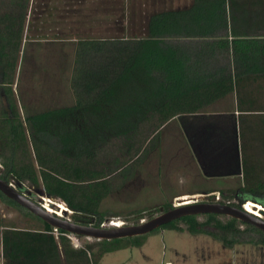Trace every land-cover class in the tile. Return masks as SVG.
<instances>
[{"label":"trees","instance_id":"1","mask_svg":"<svg viewBox=\"0 0 264 264\" xmlns=\"http://www.w3.org/2000/svg\"><path fill=\"white\" fill-rule=\"evenodd\" d=\"M26 15L12 16L13 24ZM13 28L2 33L1 62L9 55ZM11 77L3 76V85L10 87ZM71 88L73 105L24 120L11 96L0 108V177L21 193L41 191L64 202L75 223L101 227L114 178L141 161L166 125L198 115L233 121L236 111L244 187L221 191L218 203L241 208L231 201L248 200L264 206V0H193L184 8L152 13L142 36L80 40ZM222 124L206 126L209 151L216 146L220 151L235 138L233 123L226 122L233 129ZM0 197L42 224L2 225L4 264H100L105 254L140 248L147 240H102L76 249L68 233L1 192ZM173 208L168 204L164 211ZM204 217L187 216L161 229L183 232L185 224L188 233L207 235L227 248L264 247V232L254 226L216 214Z\"/></svg>","mask_w":264,"mask_h":264},{"label":"rangeland","instance_id":"2","mask_svg":"<svg viewBox=\"0 0 264 264\" xmlns=\"http://www.w3.org/2000/svg\"><path fill=\"white\" fill-rule=\"evenodd\" d=\"M192 1L35 0L32 27H28L26 16L22 23L17 22L10 29L13 37L9 39V55L4 62L0 58V108L6 106L8 96H11L24 120L28 115L73 105L75 98L71 80L78 41L142 36L146 20L152 13L184 8ZM21 27L22 30L19 29ZM5 30H0V49L5 41L2 35ZM18 42L19 47L16 46ZM6 62H11L10 66ZM5 75L12 76L10 87L1 82ZM4 88L10 91L6 93ZM224 106L222 104L221 107ZM195 118L185 116L166 125L154 141V147L147 149L141 161L114 178L113 192L103 202V210L108 216L102 225L109 226L115 221L137 225L165 213L166 205L176 206L179 203L178 199H173V194L181 192L182 188L176 176L180 170L191 168L188 164L191 153L187 147L183 148L178 137L182 131L196 130V125L200 124L195 122ZM2 169L0 161V173ZM191 171L190 181L196 182L194 169ZM29 190L25 194L37 203L42 202L40 197H46L41 191ZM200 199L208 202L203 195ZM231 202L243 203L239 200ZM65 217L74 222L71 213ZM198 217L200 221L205 220L204 215ZM2 225L42 227L41 222L28 212L6 203L0 197V259ZM180 226L183 232L158 229L144 235L147 240L142 247L105 254L100 264H264L263 246L244 243L227 248L207 235L188 233L185 224ZM70 236L76 239L71 241L74 248L80 246V249L97 242L95 239Z\"/></svg>","mask_w":264,"mask_h":264},{"label":"crops","instance_id":"3","mask_svg":"<svg viewBox=\"0 0 264 264\" xmlns=\"http://www.w3.org/2000/svg\"><path fill=\"white\" fill-rule=\"evenodd\" d=\"M24 1L0 0V29L15 27L16 25L13 24L12 16L14 17L17 13L23 11L27 13L26 21L28 22V27H32L33 21L31 18L34 12L35 0ZM79 3H82V1ZM234 114L235 118L233 121L226 120V118L209 119L203 115H198L195 118V122H198L200 125H196V130H186L179 134L178 140L183 143V148L187 147V150H190L191 154L188 159V164L191 168L189 170L187 169V171L186 169L180 170V173L176 176V180L182 185V188L181 192L173 194V199L177 200L184 196L194 197L211 193L220 194L221 191H238L244 187L242 143L238 121L239 112L235 111ZM179 118L182 117L173 119V123L178 121ZM211 121L214 123L224 122L221 126L223 129H233L226 122L233 123L236 128V135L232 143L228 146L224 144V148L220 151L217 150V146L213 147L214 149L212 151H209V143L207 141L208 133L205 129ZM193 137L195 138L193 139ZM216 143L219 145L220 142ZM191 169H194L193 173L195 174L193 178H195L196 182L190 181L192 180ZM189 181L191 183L187 184ZM0 264H4L3 245Z\"/></svg>","mask_w":264,"mask_h":264},{"label":"water","instance_id":"4","mask_svg":"<svg viewBox=\"0 0 264 264\" xmlns=\"http://www.w3.org/2000/svg\"><path fill=\"white\" fill-rule=\"evenodd\" d=\"M0 192L3 193L9 199L16 202L21 207L31 212L36 217L40 218L41 220L55 228L56 231L62 230L70 235L86 237L90 239H95L97 241H110L115 239L144 236L158 229H161L163 226H166L174 221L180 220L181 218L187 216H202L208 214H216L229 218H234L245 224L254 226L255 228L264 232V218L258 217L245 210L244 205L248 202V200L244 201L241 204V208L229 204H221L218 202H198L190 204H181L178 206H174L172 210L167 211L161 214L160 216H157L149 221H143L137 225L129 226L123 224L122 226L104 225L101 227H95L93 225H83L80 223H75L69 218L65 217L67 213L72 214L73 212H70L69 208L64 202L49 198L47 196H42L40 197L42 202L37 203L31 198H29L28 195L21 193L14 184L3 180L1 177ZM46 199L51 200V202H49V205L55 211L59 207L58 202L63 203L67 209L65 210V212L62 213L61 216L58 215L56 212L50 213L44 206L46 204ZM260 214L263 217L264 210H262Z\"/></svg>","mask_w":264,"mask_h":264},{"label":"bare ground","instance_id":"5","mask_svg":"<svg viewBox=\"0 0 264 264\" xmlns=\"http://www.w3.org/2000/svg\"><path fill=\"white\" fill-rule=\"evenodd\" d=\"M191 198L192 197L184 196V197L179 198L178 201H179V203L182 202L181 204H189V203L192 202ZM49 202H51V200L46 199V204L44 206L47 209V211L50 212V213H55L56 212L58 215L61 216L62 213L65 212V210L67 209L66 206L63 203L58 202L59 207L55 211L53 208L50 207ZM181 204H179V205H181ZM244 208H245L246 211H248V212H250V213L262 218V215L260 214V212L262 210H264V209H263V207L260 204L248 201V203L244 206ZM111 225H113V226H122L123 223L119 222V221H115V222L111 223Z\"/></svg>","mask_w":264,"mask_h":264},{"label":"built area","instance_id":"6","mask_svg":"<svg viewBox=\"0 0 264 264\" xmlns=\"http://www.w3.org/2000/svg\"><path fill=\"white\" fill-rule=\"evenodd\" d=\"M12 184H14V183H12ZM14 185H15V184H14ZM15 186H16V185H15ZM200 197H202V196H194V197H192V198H191V201H192L191 203L203 202V201L200 199ZM203 197L207 198V200L214 198L213 200H214L215 202H218V201L221 200V196H220V194H217V193H211V194L203 195ZM179 204H181V203H177L176 206H178ZM189 204H190V203H189ZM262 218H263V217H262ZM112 223H113V222H112ZM101 226H104V225H101ZM67 236L69 237V239H70L71 241L76 240L75 238L71 237L70 234L67 235ZM77 241H78V239H77ZM79 247H80V246H75L76 249H79ZM81 248H84V247L81 246Z\"/></svg>","mask_w":264,"mask_h":264}]
</instances>
